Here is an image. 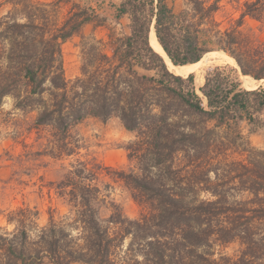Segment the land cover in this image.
Returning a JSON list of instances; mask_svg holds the SVG:
<instances>
[{
  "label": "trees",
  "instance_id": "trees-1",
  "mask_svg": "<svg viewBox=\"0 0 264 264\" xmlns=\"http://www.w3.org/2000/svg\"><path fill=\"white\" fill-rule=\"evenodd\" d=\"M184 1L177 10L176 0H122L117 17L130 15V32L110 30L107 41L82 35L74 79L65 75L62 44L86 24H103L95 9L72 0L8 1L0 16V107L13 95L19 108L36 112L35 127L53 128L43 150L53 158L77 153L70 132L87 117H118L137 137L127 146L133 169L71 164L56 183L68 197L66 215L50 212L40 225L36 209L11 210L13 229L0 226V264H264V149L241 127H264V87L239 79L241 72L250 83L264 81V38L244 28L248 17L264 20V0H235L240 16L225 28L217 19L224 0ZM63 3L72 5L59 22ZM215 53L238 69L210 68L199 94L195 71L185 69ZM106 169L146 205L138 218L118 207L100 217L97 181ZM232 244L234 254L216 255L217 245Z\"/></svg>",
  "mask_w": 264,
  "mask_h": 264
},
{
  "label": "rangeland",
  "instance_id": "rangeland-1",
  "mask_svg": "<svg viewBox=\"0 0 264 264\" xmlns=\"http://www.w3.org/2000/svg\"><path fill=\"white\" fill-rule=\"evenodd\" d=\"M8 1L0 0V16L12 8ZM34 1L51 2L53 0ZM72 2L95 9L99 14L98 21L103 24L98 27L95 23L86 24L82 34L74 35L62 44L67 79H74L80 74L82 35H95L98 39L107 41L110 30L120 35L127 34L130 32L131 23L129 14L117 17L116 6L122 0H72ZM71 5V3L62 4L63 8L59 9L58 13L59 22L66 17ZM175 7L177 10L184 8L185 1L176 0ZM239 16V3L235 0H224L217 19L221 22L222 28H225ZM244 28L264 38V20L257 21L248 17ZM1 53L0 46V58ZM218 65H228L238 69L236 62L231 61L230 57H222L217 53L213 58L192 64L191 68L185 69L196 72H194L195 87L199 94H201L200 88L205 83L208 70ZM5 66L6 63L0 59V79ZM143 72L149 75L155 74L154 71ZM239 79L242 87L245 88L246 85L252 84H257L254 88L264 87V81L250 83L253 80L245 77L241 72H239ZM16 103L17 99L13 95H7L3 98L0 107V226L13 229L12 225L7 224V215L18 207L27 206L36 209L39 212L40 225L48 222L50 212L55 213L57 217L66 215L70 208L68 197L60 194L56 183L64 179L71 164L78 159L97 161L114 169L127 171L133 169L135 163L129 159L127 146L136 139L137 131L128 130L118 117L102 120L91 116L77 123L70 132L72 141L78 146L77 153L58 159L43 152L45 143L54 138V129L47 126L35 127L36 112H29L28 108H19ZM261 118L264 119V116L261 115ZM241 127L253 146L264 149L263 126L241 122ZM97 183L101 189L97 206L100 217L103 219H107L116 207L120 208L125 216L133 219L147 210L144 203L134 198L133 191L122 180L111 175L109 170L102 171ZM237 248L236 244L227 247L217 245L215 251L216 255L219 252L232 255Z\"/></svg>",
  "mask_w": 264,
  "mask_h": 264
},
{
  "label": "bare ground",
  "instance_id": "bare-ground-1",
  "mask_svg": "<svg viewBox=\"0 0 264 264\" xmlns=\"http://www.w3.org/2000/svg\"><path fill=\"white\" fill-rule=\"evenodd\" d=\"M152 28L154 29V27L152 26ZM155 30V29H154ZM157 37V36H156ZM157 45H159L161 47V49L163 50L162 46L160 45V43H158ZM164 51V50H163ZM165 55V53L163 54Z\"/></svg>",
  "mask_w": 264,
  "mask_h": 264
},
{
  "label": "water",
  "instance_id": "water-1",
  "mask_svg": "<svg viewBox=\"0 0 264 264\" xmlns=\"http://www.w3.org/2000/svg\"><path fill=\"white\" fill-rule=\"evenodd\" d=\"M153 27H154V23H153V25H152ZM153 47V46H152ZM162 56V55H161ZM163 57V56H162ZM164 58V57H163ZM171 60V59H170Z\"/></svg>",
  "mask_w": 264,
  "mask_h": 264
}]
</instances>
